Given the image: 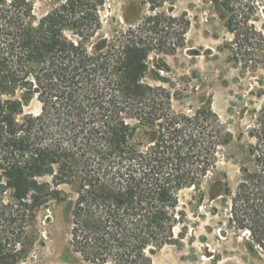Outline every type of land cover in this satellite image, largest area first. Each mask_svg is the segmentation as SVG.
Here are the masks:
<instances>
[{
	"label": "trees",
	"instance_id": "16d2710c",
	"mask_svg": "<svg viewBox=\"0 0 264 264\" xmlns=\"http://www.w3.org/2000/svg\"><path fill=\"white\" fill-rule=\"evenodd\" d=\"M178 1H143L149 14L135 21L131 6L126 26L105 33L106 0H62L40 19L34 0H0V264L25 259L27 228L66 200L62 186L76 197L71 246L85 264H153L148 252L175 242L179 194L215 171L221 133L210 105L179 114L171 91L148 83L163 80L150 56L185 46L191 23L172 11ZM207 2L237 50L264 56L254 0ZM33 101L38 114L26 111ZM261 116L231 200L250 249L264 253ZM222 181L217 195L230 192Z\"/></svg>",
	"mask_w": 264,
	"mask_h": 264
},
{
	"label": "rangeland",
	"instance_id": "374dc122",
	"mask_svg": "<svg viewBox=\"0 0 264 264\" xmlns=\"http://www.w3.org/2000/svg\"><path fill=\"white\" fill-rule=\"evenodd\" d=\"M62 0H34V14L40 19ZM146 0H106L101 18L104 32L126 26V10L135 21L149 14ZM251 23L264 30V0H254ZM175 14L186 13L190 29L185 46L173 55L152 54L150 67L160 69L162 81L148 78L152 85H164L174 96L175 112L193 116L209 105L221 126L217 167L199 188L179 194V210L184 213L174 229L175 242L151 249L153 264H264V253L251 250L250 233L239 230L232 216V196L242 179L243 167L250 166L248 150L257 143V124L264 108V56L256 50L236 49L235 36L225 27V19L213 13L207 0H180ZM263 57H262V56ZM155 65V66H154ZM40 112L37 101L26 109ZM226 177L225 179H223ZM224 186L216 194L217 181ZM61 189L66 200L39 212L37 221L27 228L28 254L20 264H85L71 246L74 191ZM9 195L5 202L9 201Z\"/></svg>",
	"mask_w": 264,
	"mask_h": 264
}]
</instances>
